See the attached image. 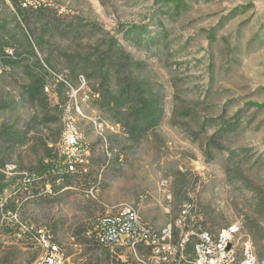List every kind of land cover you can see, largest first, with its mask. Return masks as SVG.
Wrapping results in <instances>:
<instances>
[{
    "label": "rangeland",
    "instance_id": "1",
    "mask_svg": "<svg viewBox=\"0 0 264 264\" xmlns=\"http://www.w3.org/2000/svg\"><path fill=\"white\" fill-rule=\"evenodd\" d=\"M49 2L44 15L28 9L27 22L20 6L0 0V27L12 39L0 53V144L9 146L14 130L24 136L8 160L12 178L34 172L48 148L68 152L65 135L74 131L87 171L68 186L38 187L18 202L16 215L2 218L0 264L41 260L45 251L34 236L40 229L63 246L68 264H138L129 248H105L96 238L99 220L125 204L158 230L172 224L175 241L188 235L182 264H193L200 233L233 224L241 227L239 254L250 243L264 264V108L252 105L264 104V0H193L190 11L167 21L174 47L162 59L123 39L128 26L153 20L158 0ZM113 36L146 64L155 91H164L165 117L140 144L124 135L110 142L121 128L97 101L100 80L76 77L83 58ZM42 76L43 89L35 87ZM25 94L17 110L12 102ZM12 190L0 194V205ZM13 223L20 233L10 232Z\"/></svg>",
    "mask_w": 264,
    "mask_h": 264
},
{
    "label": "trees",
    "instance_id": "2",
    "mask_svg": "<svg viewBox=\"0 0 264 264\" xmlns=\"http://www.w3.org/2000/svg\"><path fill=\"white\" fill-rule=\"evenodd\" d=\"M157 3L159 8L153 15V20L145 25L128 26L123 32V39L130 45L150 51L162 59L173 54L174 47V44L169 40L172 30L167 21L175 22L190 11L193 7V0H158ZM46 9L43 8L35 12L44 15ZM30 11L32 10H22L21 8L19 10L27 22ZM151 25L156 26L155 31L151 29ZM212 35L215 37L217 33ZM11 41L6 27H0V53L3 54L7 48L12 47ZM99 43L95 54L83 58L82 68L75 71L76 77L77 74L81 73L100 80L97 84L99 88L95 90L99 95L97 101L100 103L101 109L108 114V122L121 128V135H109L110 142L114 143L115 140H119L124 135L134 144H140L153 129L162 123L165 117L164 91H155L153 84L148 80L146 64L135 61L131 54H127L125 46L117 38L114 36L105 38ZM28 47L36 56V52L29 41ZM9 59L16 60L17 57H10ZM44 82L45 78L39 77L35 82V87L43 89L45 87ZM58 87L63 91L66 89V84L59 82ZM29 93L33 99H36V93L34 94L32 90ZM27 100L28 96L25 94L19 102L15 101L12 104L17 110H20ZM252 105L258 109L264 108V104ZM13 132L16 136L9 146L4 143L0 144V194L7 187H13L11 198H8L4 204L7 211L11 212L12 217L19 210L18 202L28 197L31 191L48 184L58 183L60 185L64 183V186H68L85 174L81 166L77 171L70 172L71 160L68 152L53 154V148H48L47 158L42 160L34 172L18 174L12 178L8 177L6 170L9 165L8 160L14 152L13 148L17 144L23 143L24 137L18 133V130ZM99 185L96 186L97 190H99ZM13 219L11 218V220ZM0 221H2L1 214ZM14 226L15 223L9 225L10 232L16 233L18 231L20 233L18 229L13 231ZM187 248L189 247L187 246ZM192 251L194 252L193 249Z\"/></svg>",
    "mask_w": 264,
    "mask_h": 264
},
{
    "label": "built area",
    "instance_id": "3",
    "mask_svg": "<svg viewBox=\"0 0 264 264\" xmlns=\"http://www.w3.org/2000/svg\"><path fill=\"white\" fill-rule=\"evenodd\" d=\"M49 0H25V10L35 9L36 12L47 8ZM65 144L70 156L69 170L75 172L81 166L83 173L87 171V159L84 157L80 137L74 131L65 135ZM13 175L14 166L9 165V172ZM192 206L184 211L186 214ZM116 210L114 213L112 210ZM95 227L97 242L105 248L125 246L135 252L138 264H182L186 258L185 251L189 244L188 235L175 241L174 226L158 230L154 226L144 223L138 209L132 204H125L120 208L110 209ZM0 214L3 219L10 217L2 202ZM241 232L238 224L228 226L218 233L203 231L194 244L193 264H258V259L250 243L244 246L242 255L237 251L235 242ZM35 238L43 247L45 254L36 264H68V256L63 246L45 229H40ZM150 249V255L144 252ZM139 250V253H137Z\"/></svg>",
    "mask_w": 264,
    "mask_h": 264
},
{
    "label": "bare ground",
    "instance_id": "4",
    "mask_svg": "<svg viewBox=\"0 0 264 264\" xmlns=\"http://www.w3.org/2000/svg\"><path fill=\"white\" fill-rule=\"evenodd\" d=\"M11 4H16L20 6L22 9H25V0H9Z\"/></svg>",
    "mask_w": 264,
    "mask_h": 264
}]
</instances>
